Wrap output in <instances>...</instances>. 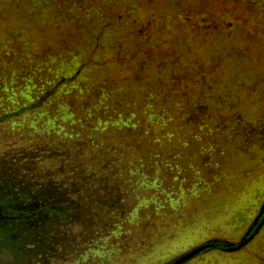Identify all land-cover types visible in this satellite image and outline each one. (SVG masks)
<instances>
[{
    "label": "rangeland",
    "instance_id": "rangeland-1",
    "mask_svg": "<svg viewBox=\"0 0 264 264\" xmlns=\"http://www.w3.org/2000/svg\"><path fill=\"white\" fill-rule=\"evenodd\" d=\"M18 153L85 219L19 264L234 240L264 200V0H0V160ZM263 233L187 264H264Z\"/></svg>",
    "mask_w": 264,
    "mask_h": 264
},
{
    "label": "trees",
    "instance_id": "trees-1",
    "mask_svg": "<svg viewBox=\"0 0 264 264\" xmlns=\"http://www.w3.org/2000/svg\"><path fill=\"white\" fill-rule=\"evenodd\" d=\"M40 101H42V99ZM25 107L29 109V107L31 106ZM12 158L13 159L9 162L11 164H15V162L24 160L29 163V166L32 165L31 162L34 161V159H37L35 153H28L27 155L18 154V156ZM11 171L12 183L8 187L4 185L3 181L1 180L3 178L0 177V186L2 188V190H0V193H6L7 190H9L11 192L10 195L12 196V198L19 196L16 201L13 199V202L15 206L17 205L18 207H21L19 210L22 211L24 216L20 217V219H16L18 225H14L13 228L15 230L17 228L18 233L19 228L27 227L28 229H26V233L27 236L29 235L28 239L32 241L33 245H39V243H37V239L33 238L37 235L36 233L41 236V232H48L50 236V242L46 247H48L49 249L56 248L59 244H61L60 241H62V237L60 236L63 235L58 233V230L60 228H58L57 223H62L66 220H69L74 215L78 214V208L73 207V205L76 206L77 204H70L68 200H66L65 203L59 204L56 201V197L54 195H45L44 187L45 185H47V182L41 181L38 178V170H34L35 172H32L30 170L24 169H11ZM25 173H28V176L25 175ZM49 179V177L46 178L47 181ZM52 182L55 186V189L57 190L58 185L53 181V179ZM23 230L20 233L25 232ZM15 241H17V239ZM27 241L28 240L23 237L21 239L19 238L17 242H19V244H22L26 243ZM30 246L33 247L32 245ZM33 250L35 252L38 251L37 248H33Z\"/></svg>",
    "mask_w": 264,
    "mask_h": 264
},
{
    "label": "flooded vegetation",
    "instance_id": "flooded-vegetation-1",
    "mask_svg": "<svg viewBox=\"0 0 264 264\" xmlns=\"http://www.w3.org/2000/svg\"><path fill=\"white\" fill-rule=\"evenodd\" d=\"M45 97H47L46 93L44 94L43 99ZM33 107H36L35 104L29 108H33ZM5 119H7V118L4 117L2 120L6 121ZM18 154H23V153H18ZM18 154H17V156H18ZM12 159L13 158H11L10 160H12ZM10 160H8V161L0 160V177L3 178V179H1V178L0 179L3 181L4 185H6V187H8L12 183V180H11L12 171H11V169H18V170L24 169V170H30V171L32 169H34V167L32 165L29 166V163H27L25 161L20 160L18 162H15V164H11V163H9ZM25 175L28 176V173H25ZM39 179L41 181H43L41 178H39ZM0 190H2L1 186H0ZM10 194H11V192L9 190H7L6 193L5 192H3V194L0 193V258L5 259V261H6V258H8L6 261L7 264H19L20 261L24 260V258L28 259L30 257L41 256L40 254L44 251V249L41 248L40 244L39 245H36V244L33 245L32 241H30L28 239L29 235L27 236V233H26V229H28L27 227L19 228L18 233H17V228H16V230L13 228L14 225H16V224L18 225L16 219H20V217H23L24 215H23L22 211L19 210L21 207H18L17 205H16L17 206L16 207L14 202H13V199L16 201V199H18L19 196L12 198V196ZM13 230H15V231H13ZM22 230L25 232L20 233ZM260 232H264V200L260 203L257 214H255V216L249 222V225L246 227V229L241 234L237 235L236 238H230V239H234V240L229 241L228 239H226L227 237H209V238H206L204 240H201V242L199 241V243L192 246L191 248H189L186 251H189L193 247L198 246V245H200L204 242L210 241V240L216 241L215 246L210 247V248L198 253L197 255H195L191 259L183 262L182 264H187L189 262H192L193 260H195L199 256H201V255H203L209 251H213V250H217V251L224 252V253H237V252L241 251L242 249H244L245 247H247L248 245H250L251 243H253L254 240L256 239V237L258 236V234H260ZM247 233H248V236H251V237L243 246H241L235 250H228L227 249V243H237L240 240H242V238H244V236ZM44 235H45V231L41 232V236H44ZM23 237H25V239L28 240L27 241L28 243L26 242L27 244L26 243L19 244V242H17L19 240V238L21 239ZM16 239H17V241H15ZM30 245H32L33 247H31ZM33 248H37L38 251L35 252L33 250ZM186 251H184V252H186ZM184 252H182V253H184ZM180 255H177L174 258L179 257ZM174 258L168 260L167 262L172 261ZM167 262L160 263V264H166ZM5 263H2V264H5ZM36 264H40V263L37 262Z\"/></svg>",
    "mask_w": 264,
    "mask_h": 264
},
{
    "label": "water",
    "instance_id": "water-1",
    "mask_svg": "<svg viewBox=\"0 0 264 264\" xmlns=\"http://www.w3.org/2000/svg\"><path fill=\"white\" fill-rule=\"evenodd\" d=\"M44 194L45 195H54L56 196V194L60 195L61 193H59L56 189L53 190L52 186H49L48 184L45 185L44 187ZM80 220V221H84L85 219L83 217H79V214L74 215L71 220L76 221ZM251 236H248V233L244 236V238H242V240H240L237 243H227V249L228 250H235L238 249L239 247L243 246L249 239ZM215 242L213 240L204 242L198 246L193 247L191 250L186 251L184 253H182L179 257L174 258L172 261L167 262L166 264H182L183 262L191 259L192 257H194L195 255H197L198 253L210 248V247H214L215 246Z\"/></svg>",
    "mask_w": 264,
    "mask_h": 264
}]
</instances>
